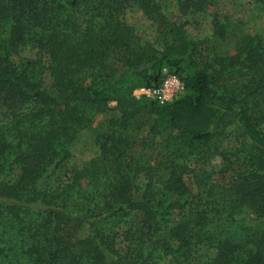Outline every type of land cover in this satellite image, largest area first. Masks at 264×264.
Masks as SVG:
<instances>
[{"label": "trees", "instance_id": "obj_1", "mask_svg": "<svg viewBox=\"0 0 264 264\" xmlns=\"http://www.w3.org/2000/svg\"><path fill=\"white\" fill-rule=\"evenodd\" d=\"M250 1L264 16V0ZM129 2L161 48L125 24ZM213 2L0 0V264H194L202 249L204 264H264V43L243 35L235 54L206 57L170 11ZM24 48L33 57L13 63ZM163 69L181 96H133ZM140 115L160 127L158 143L142 142L158 148L150 156L128 133ZM94 122L99 154L64 169ZM216 158V174L203 169Z\"/></svg>", "mask_w": 264, "mask_h": 264}, {"label": "rangeland", "instance_id": "obj_2", "mask_svg": "<svg viewBox=\"0 0 264 264\" xmlns=\"http://www.w3.org/2000/svg\"><path fill=\"white\" fill-rule=\"evenodd\" d=\"M213 4L208 6L203 12H196L181 16L176 6H171L170 11L174 15V19L185 23L187 35L196 42H204L201 46L203 55L211 56L215 53L222 55H233L236 53L237 41L243 35L259 36L264 43V16L258 10L255 4L250 0H213ZM123 21L131 28L141 39L142 43L153 44L157 48H161V43L156 32V26L149 21L144 15L142 9L136 4L129 2L126 5ZM216 23L222 24L225 29L223 37L216 36L214 29ZM34 53L27 48L21 49L19 53L12 57L13 63L17 64L21 60L33 57ZM45 84H50L48 76L45 78ZM141 89V88H138ZM136 89V90H138ZM135 90V91H136ZM134 91V92H135ZM133 92V96H134ZM137 95V94H136ZM108 107H115V102H109ZM97 122L84 130H82L77 139L68 146L71 157L66 161L64 169H80L84 163L97 157L99 149L96 145L95 137L99 131L96 129ZM155 120L150 116H138L128 129V133L132 136L135 143L136 153L150 156V153H156L158 148L149 149L143 145H155L159 141L160 134L154 133L159 130L155 128ZM264 130V124L262 125ZM233 127L226 130V133H232ZM149 141V143H147ZM143 142V145H142ZM231 144V137L224 142L225 145ZM206 171L216 174L220 169L219 159L213 160L204 166ZM53 185V183H52ZM191 191L197 194L198 190L189 185ZM123 227L118 229V237L116 240L118 250L124 249L122 240ZM86 228L82 229L78 234L85 236ZM211 257L210 252L200 250L195 258L194 264H204ZM160 264H171L169 259H165Z\"/></svg>", "mask_w": 264, "mask_h": 264}, {"label": "built area", "instance_id": "obj_3", "mask_svg": "<svg viewBox=\"0 0 264 264\" xmlns=\"http://www.w3.org/2000/svg\"><path fill=\"white\" fill-rule=\"evenodd\" d=\"M162 73L164 77L159 86L138 89L134 92V97L137 99L146 97L159 104H166L181 96L184 92L183 82L166 69H163Z\"/></svg>", "mask_w": 264, "mask_h": 264}]
</instances>
